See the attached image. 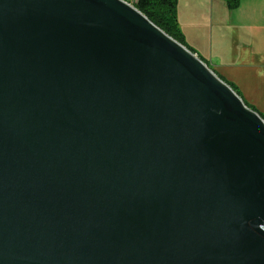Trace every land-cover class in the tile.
<instances>
[{"label":"water","instance_id":"1","mask_svg":"<svg viewBox=\"0 0 264 264\" xmlns=\"http://www.w3.org/2000/svg\"><path fill=\"white\" fill-rule=\"evenodd\" d=\"M0 264H264V120L121 0H0Z\"/></svg>","mask_w":264,"mask_h":264},{"label":"rangeland","instance_id":"2","mask_svg":"<svg viewBox=\"0 0 264 264\" xmlns=\"http://www.w3.org/2000/svg\"><path fill=\"white\" fill-rule=\"evenodd\" d=\"M181 9L186 47L264 120V0H241L233 10L224 0H181Z\"/></svg>","mask_w":264,"mask_h":264},{"label":"trees","instance_id":"3","mask_svg":"<svg viewBox=\"0 0 264 264\" xmlns=\"http://www.w3.org/2000/svg\"><path fill=\"white\" fill-rule=\"evenodd\" d=\"M177 1L178 0H133L132 4L133 7L141 12L151 23H153L166 35L187 48L177 24ZM224 1L227 7L233 10L239 6L241 0ZM187 49L194 54L191 49ZM200 60L203 62L202 59ZM228 86L239 96L238 92H236L231 85L228 84Z\"/></svg>","mask_w":264,"mask_h":264},{"label":"crops","instance_id":"4","mask_svg":"<svg viewBox=\"0 0 264 264\" xmlns=\"http://www.w3.org/2000/svg\"><path fill=\"white\" fill-rule=\"evenodd\" d=\"M177 7H178L180 10H182V9H181V0L178 1V3H177ZM177 12H178V10H177ZM179 12H180V11H179Z\"/></svg>","mask_w":264,"mask_h":264},{"label":"bare ground","instance_id":"5","mask_svg":"<svg viewBox=\"0 0 264 264\" xmlns=\"http://www.w3.org/2000/svg\"><path fill=\"white\" fill-rule=\"evenodd\" d=\"M121 1H128V0H121ZM132 1H133V0H129V5L133 7ZM124 3L127 4V2H124ZM227 85H228V84H227Z\"/></svg>","mask_w":264,"mask_h":264},{"label":"built area","instance_id":"6","mask_svg":"<svg viewBox=\"0 0 264 264\" xmlns=\"http://www.w3.org/2000/svg\"><path fill=\"white\" fill-rule=\"evenodd\" d=\"M123 2H127V4L129 5V0L128 1H123Z\"/></svg>","mask_w":264,"mask_h":264}]
</instances>
